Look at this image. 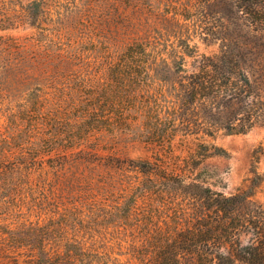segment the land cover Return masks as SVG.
Returning a JSON list of instances; mask_svg holds the SVG:
<instances>
[{
    "label": "rangeland",
    "instance_id": "1",
    "mask_svg": "<svg viewBox=\"0 0 264 264\" xmlns=\"http://www.w3.org/2000/svg\"><path fill=\"white\" fill-rule=\"evenodd\" d=\"M30 1L0 0V158L15 157L20 146H35L38 137L30 132L36 126L46 134L58 136V141L68 139L76 143L74 139L80 140L82 134L75 130V125L90 108L95 109L85 119L89 131L95 129L89 133L90 140L109 146L106 149L112 147L117 156L136 161L162 158L169 163L179 162L184 175L215 191L224 195L251 193L253 199L264 204V119L245 132L217 126L206 133L200 121L208 106L202 97L195 95L194 100H189L186 91L155 79L159 75L147 67L144 70L141 66L132 78L117 75L112 56L113 45L122 46L135 37L158 46L187 42L195 48L197 57L212 55L222 40L215 18L225 12L224 0H141L149 5L142 11L130 4L132 0H114V8L110 9L102 0L95 3L97 9L93 14L79 20L76 14L66 15L64 3L58 10L54 0L48 1L50 9L54 8L52 12L64 11L60 16L62 24L57 23L63 46L69 45L71 51L78 48L82 55L79 66L62 61L59 68L77 69L83 88L76 93L68 88L66 96L52 93L43 106H34L29 92L38 75L33 55L45 43L55 47L56 28L49 26V34L42 36L39 28L50 25L47 18L41 16L32 22L29 17L19 24L7 20L19 14L21 4ZM103 9L109 10L110 21L100 17ZM52 16L55 18L54 13ZM245 39L249 43L257 41L251 34ZM167 60L170 62L173 57ZM195 60L186 57L185 71H180L178 62L164 65L161 68L166 71L161 70L160 75L177 77L180 81L196 67ZM172 71L176 73L172 75ZM68 83L72 84V79ZM254 103L256 98L251 108ZM28 106H34L36 111H28ZM40 108L46 112L42 117L38 115ZM214 147L223 148L225 153L212 154ZM32 154L31 151L29 155ZM128 173L141 175L135 171ZM13 174L17 179L23 177L19 172ZM30 188L21 192L25 195L23 200L5 199L3 195L11 193L10 189L0 192V235H8L17 244L13 259L0 256V264H40L47 254L51 257L50 264H137L136 259L158 246L156 238L160 233L154 226L149 225V230L141 227L139 231L134 221L111 215L95 217L84 207L80 208L84 220L81 233H57L38 242L41 230L37 225L53 224L49 217L57 223L67 211L66 219L72 220L79 212L66 208L65 201L72 197L67 190H62L55 198V206L49 208L35 201L37 193ZM154 220L155 225L170 223L162 214ZM33 244L39 257L34 262L30 256Z\"/></svg>",
    "mask_w": 264,
    "mask_h": 264
},
{
    "label": "trees",
    "instance_id": "2",
    "mask_svg": "<svg viewBox=\"0 0 264 264\" xmlns=\"http://www.w3.org/2000/svg\"><path fill=\"white\" fill-rule=\"evenodd\" d=\"M48 1L32 0L21 4L19 14L7 18L8 22L18 24L28 21L29 17L32 22L41 16L47 18L46 23L50 25L39 28L42 36L49 34V26L56 28L55 47L45 43L33 55L38 67V75L29 91L34 106L47 104L52 93L66 96L68 88L74 93L83 88L77 69L63 71L59 68L62 61L79 66L82 59L78 48L71 51L69 45L63 46L60 40L61 27L57 23L62 24L60 16L64 11H58L59 5L64 3L66 15L76 14L79 20L93 14L97 9L95 3L102 0H54L58 8L55 12L48 6ZM103 1L108 3V9L114 8V0ZM130 4L139 11L149 8L141 0H132ZM224 4L225 12L215 18L222 40L218 51L212 55L197 57V51L187 42L158 46L139 37L122 46L113 45L112 49L117 75L132 78L141 66L144 70L147 67L159 75L155 79L186 91L189 100H194L195 95L202 97L208 106L200 121L206 133L217 126L245 132L264 119V0H224ZM108 9L100 12V17L106 21L111 20ZM247 34L257 41H246ZM169 57H173L170 62ZM186 57L195 58L197 65L183 79L179 81L177 77L160 75L161 70L166 71L161 67L174 62H178L180 71H185ZM175 73L172 71V75ZM68 79L73 83H68ZM174 82L178 85L174 86ZM254 98L255 107L251 108ZM34 106H28V111H36ZM40 109L38 115L42 117L46 112ZM93 112L95 109L88 108L76 123L75 130L82 134L80 140L73 137L76 143L68 139L58 141V136L46 134L36 126L30 132L38 137L35 146H20L15 157L0 158V192L12 190L9 195H3L5 199L23 200L25 195L21 192L31 187L37 193L35 201L50 208L55 206V198L62 190L72 195L70 201H65L68 203L65 206L69 211L76 209L79 214L67 220L68 211L64 212L63 220L57 223L49 217L53 224L37 225L41 232L36 241L57 233H81L84 220L80 208L84 207L95 217L111 215L134 221L135 229L139 231L141 227L149 230V225L156 228L160 233L156 238L158 246L136 259L137 264H264L263 203L253 199L251 193L224 195L215 191L198 179L184 175L179 162L169 163L162 158L136 161L117 156L112 147L106 149L109 146L97 139L98 142L90 140L89 133L95 129L89 131L85 119ZM28 138L34 140L31 135ZM31 151L33 154L29 155ZM221 153H225L223 148L214 147L212 154ZM129 171L138 172L141 177L133 176ZM14 172L26 179L24 183L21 182L23 177L17 179ZM161 214L170 223L155 225L154 219ZM3 236L0 235V256L13 259L16 241L8 235ZM33 245L32 262L39 260L36 245ZM50 263L51 257L47 254L40 264Z\"/></svg>",
    "mask_w": 264,
    "mask_h": 264
}]
</instances>
